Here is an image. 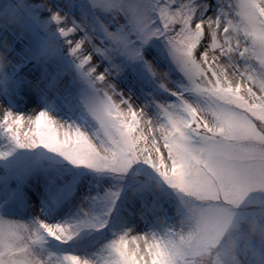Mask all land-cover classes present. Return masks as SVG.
I'll return each mask as SVG.
<instances>
[{
	"label": "snow or ice",
	"instance_id": "6c2138e0",
	"mask_svg": "<svg viewBox=\"0 0 264 264\" xmlns=\"http://www.w3.org/2000/svg\"><path fill=\"white\" fill-rule=\"evenodd\" d=\"M0 264H264V0H0Z\"/></svg>",
	"mask_w": 264,
	"mask_h": 264
}]
</instances>
